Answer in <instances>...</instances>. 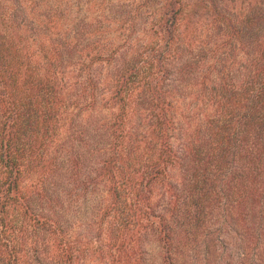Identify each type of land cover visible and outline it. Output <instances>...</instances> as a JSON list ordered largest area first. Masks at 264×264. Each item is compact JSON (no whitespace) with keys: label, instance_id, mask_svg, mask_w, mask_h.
I'll return each instance as SVG.
<instances>
[{"label":"trees","instance_id":"16d2710c","mask_svg":"<svg viewBox=\"0 0 264 264\" xmlns=\"http://www.w3.org/2000/svg\"><path fill=\"white\" fill-rule=\"evenodd\" d=\"M186 1L163 0L150 26L155 43L125 19L122 46L134 50L120 59L95 51L100 42L88 33L69 68L58 37L38 46L0 0V264H84L88 250L99 264H153L150 242L161 264H264V0H244L240 14L221 0H193L220 22L225 48L206 53L211 67L181 37L195 12ZM144 8L157 10L145 0L133 12ZM35 56L43 74L28 65ZM96 60L118 63L113 122L82 126L77 115L95 104ZM52 71L74 78L66 93ZM181 97L201 115L187 132L177 125L184 113L169 116ZM90 198L100 218L86 238L69 209Z\"/></svg>","mask_w":264,"mask_h":264},{"label":"rangeland","instance_id":"374dc122","mask_svg":"<svg viewBox=\"0 0 264 264\" xmlns=\"http://www.w3.org/2000/svg\"><path fill=\"white\" fill-rule=\"evenodd\" d=\"M6 4L7 8L12 11L13 17L8 21L11 25L19 24L20 22L25 21V25L32 30V34L37 33L38 42H43L42 39L44 37H48L51 41H53V37H58L60 42L64 44V46L68 47L65 50V54L69 57V68L74 65V63L79 59L81 53H85L86 50L80 47L82 39L85 43V36L88 33H91L90 36L100 42L94 46V50L101 53H110L117 52V56L115 57L120 59L122 54L125 52H130L134 50V48H126L122 46V42L125 36L122 35V30L120 29V22L125 19H130L134 17L135 20V28L136 32L133 35L136 37L144 38L142 41L144 43L149 44L150 42L155 43L157 40L156 35L151 32L150 26L156 15L159 14L158 7L161 6L163 0H149V4L153 5L157 10L154 11L153 14H150V11L146 8L142 9L140 12L135 14L133 9L136 5L140 3H144L145 0H2ZM222 3L228 5V7L236 10L237 13H245L243 9L245 7L244 0H221ZM111 3L114 7V12L112 14L107 15L106 7ZM193 0L186 1V7L188 11L192 9L195 11L189 18L190 20V28H186L185 25H182L180 29L181 37L183 39L182 33L187 37L185 39H191L194 42L193 46V54L200 55L201 58H205L206 65L204 67H211V54H206L209 50L213 51L212 56L215 58L219 55H222L224 52L225 45H219L217 39L222 38V32L220 26V22L216 21L215 17L212 14L210 9H203L202 6H194ZM109 6V5H108ZM31 7H33L31 9ZM223 8V7H222ZM68 12V13H67ZM52 21V25L50 23V27L40 28L41 21ZM80 21V22H77ZM100 22H103V27ZM68 23V34L70 37L67 41L63 38L64 31L61 28H64V24ZM74 23V24H73ZM23 24V23H21ZM37 24V27H36ZM90 25H94L96 29L94 31L84 32V27H88ZM82 27L80 31L75 33L72 31L74 27ZM36 27V28H35ZM36 29L38 32H36ZM51 31L50 33L47 31ZM61 30V32H60ZM30 31V30H29ZM45 32L47 34L44 36ZM93 32V33H92ZM128 34V31L125 32ZM136 37H129L131 39H135ZM49 39L46 41V44H49ZM102 39V41H100ZM224 40V39H223ZM38 43V46L40 45ZM76 44L71 45V44ZM36 45V44H35ZM98 47V48H97ZM123 47V48H122ZM78 49V50H77ZM80 50V51H79ZM216 51V52H214ZM28 62H30L29 67L33 72L37 74H43L46 71V66L44 60L39 58V56H35L33 58H29ZM96 65H100L101 68L95 71L94 82L95 88L92 92H95V104H93L90 108H88L85 112H81L77 115V119L82 126L89 125L91 122L94 126L101 122V124L109 125V122H113V114L115 109L111 107L109 101L111 83L113 84L114 76H115V67L118 64L116 60L113 62H107L106 60H96ZM68 64V63H67ZM65 65V64H63ZM27 66V65H26ZM50 75L53 76L54 80L63 86L64 93L67 92L68 83H72L74 78L69 76L70 78L65 80L60 79L58 73L49 72ZM74 83V82H73ZM75 92H77L75 90ZM83 93L81 90L78 93ZM187 97V95L185 96ZM174 98L175 108H171L170 115H180L178 113H184V117L179 119L177 125L182 126L184 129L182 131L194 130L196 123V119H199L201 115H198V111L193 110V108L188 109V106L192 102V98ZM187 107V108H186ZM180 111V112H179ZM175 113V114H173ZM144 116V114L142 115ZM140 116H136L139 119ZM187 121V124L184 121ZM190 120V121H189ZM89 121V122H88ZM192 125V127H191ZM189 127V128H188ZM178 134L181 132L180 129L174 130V134ZM91 187V186H90ZM90 192H88L89 194ZM87 194V195H88ZM88 205L84 209L83 205L78 208V206H72L69 209L70 217L69 221H72L74 224V230L78 233H82L88 238L94 232V224L95 221L99 220L100 216L97 215L96 211V202L93 198H90L87 202ZM150 242V241H149ZM84 244V243H83ZM95 248V242H90L89 246ZM148 254L147 256L154 260L153 264H161V256L158 254V248L154 246L150 242V246H148ZM233 249H226V253L232 252ZM87 256L84 259V264H99L100 260L98 255L88 250ZM223 257V256H222ZM222 257L221 261L222 262ZM230 260V258H228ZM182 261V260H181ZM185 258L181 264L184 263ZM188 264V263H187Z\"/></svg>","mask_w":264,"mask_h":264}]
</instances>
